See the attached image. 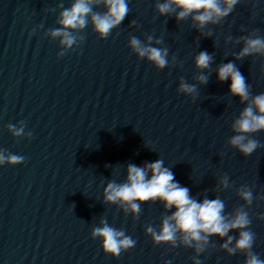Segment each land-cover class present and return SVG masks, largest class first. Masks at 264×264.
<instances>
[{
  "label": "water",
  "instance_id": "95a60500",
  "mask_svg": "<svg viewBox=\"0 0 264 264\" xmlns=\"http://www.w3.org/2000/svg\"><path fill=\"white\" fill-rule=\"evenodd\" d=\"M88 2L86 25L71 29L61 20L77 0H0V151L24 158L0 166V264H247V251L223 247L228 236L235 247L240 229L209 236L202 252L183 233L157 244L148 229L160 232L175 208L137 201L136 214L107 200L130 165L158 160L198 202L220 199L229 220L247 213L250 251L264 261V130L245 134L258 143L251 155L231 143L242 113L264 95V52L240 56L248 40H264V0H238L204 25L195 19L203 9L179 19L174 3L159 10L171 0H127L125 19L106 37L93 21L108 14L106 0ZM58 30L75 38L71 47ZM133 39L166 51V65L141 57ZM202 52L212 58L204 69ZM228 63L245 77L247 101L231 93V77L219 80ZM105 221L135 247L105 253L93 238Z\"/></svg>",
  "mask_w": 264,
  "mask_h": 264
},
{
  "label": "clouds",
  "instance_id": "9594fccd",
  "mask_svg": "<svg viewBox=\"0 0 264 264\" xmlns=\"http://www.w3.org/2000/svg\"><path fill=\"white\" fill-rule=\"evenodd\" d=\"M238 0H228L227 7L222 8L220 0H171V3H165L159 6L162 14L171 10V4L174 3L182 9L179 13V19L192 12L204 11L195 16V19L201 24L213 20L214 17L226 16L234 7ZM109 8L107 15L101 17L96 15L93 21L96 30L102 37H106L110 30L119 25L128 13L127 0H106ZM91 12L88 0H77V3L69 10L63 13L61 23L66 28H83L87 21L86 16ZM54 36H63L62 43L71 47L75 38L67 31H56ZM132 46L141 57L147 56L149 60L155 62L158 66L164 67L167 63V52L157 48H145L137 39L132 40ZM264 52V40L251 39L247 41V46L240 53V56H247L252 53ZM211 56L207 52H202L197 57L198 67L207 68L211 61ZM231 77L232 83L230 91L233 95L241 97L242 101L249 99L248 86L245 83V77L236 68L235 64L228 63L219 69L218 78L225 82ZM202 82L206 78L200 77ZM182 90L194 92L195 88L182 85ZM258 109L259 114L255 111ZM235 129L240 135L235 136L231 143L233 146L245 155H251L258 147L255 140L248 139L245 134L264 130V95L257 96L253 100V106H249L242 113L241 118L236 122ZM14 134L20 136L23 134V128L13 129ZM23 157L17 155H5L0 151V166L5 163L13 165L23 162ZM128 181L124 184L111 183L107 188V200L110 202H122L127 205L134 213L140 212V204L137 201L147 202L160 200L165 208L176 211L172 216L163 221L162 230L154 231L152 228L148 232L153 236L155 243H175L178 233H183L184 243L188 246L192 242H197L198 252L204 250V244L208 242V237L219 235L228 236L230 230L240 229V238L236 241L235 247L232 245L234 237L228 236L227 242L223 245L230 254H235L237 250L247 251L249 258L247 264H264L258 256L250 250L253 246L254 236L246 229L250 223L247 213L240 211L236 216L229 220L223 215L224 204L220 199H205L202 203L193 199L189 194V189L182 187L175 182L173 172L164 167L163 161L158 160L154 163L146 164L144 167L130 165L128 168ZM151 173V175H149ZM244 199L251 201V192L241 193ZM93 238H102L103 249L105 253L118 258L122 252L135 247L136 241L127 236L124 231L110 227L108 223L103 222L102 227H97L93 231ZM199 264V261L196 262Z\"/></svg>",
  "mask_w": 264,
  "mask_h": 264
}]
</instances>
